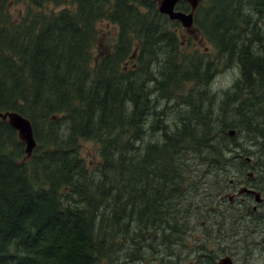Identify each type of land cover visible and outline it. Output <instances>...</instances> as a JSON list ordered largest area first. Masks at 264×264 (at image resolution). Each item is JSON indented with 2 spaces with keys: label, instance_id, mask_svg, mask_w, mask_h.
<instances>
[{
  "label": "trees",
  "instance_id": "1",
  "mask_svg": "<svg viewBox=\"0 0 264 264\" xmlns=\"http://www.w3.org/2000/svg\"><path fill=\"white\" fill-rule=\"evenodd\" d=\"M7 1L0 112L29 119L37 144L25 159L0 119V264H164L161 246L177 243V257L192 231L193 252L212 233L231 238L237 197L224 190L244 175L237 137L258 132L264 99V0H200L194 26L211 54L182 51L179 22L156 0H11L23 5L13 18ZM222 67L237 79L218 105L235 103L242 123L214 115L208 88Z\"/></svg>",
  "mask_w": 264,
  "mask_h": 264
},
{
  "label": "rangeland",
  "instance_id": "2",
  "mask_svg": "<svg viewBox=\"0 0 264 264\" xmlns=\"http://www.w3.org/2000/svg\"><path fill=\"white\" fill-rule=\"evenodd\" d=\"M6 14L7 17L13 18L18 11L23 10V5L20 3H13L11 0L6 2ZM264 22V17L262 19ZM183 28V27H182ZM180 27V29H182ZM182 33V51L184 46L186 49H198L200 52L205 54H211L212 49L209 44L205 41H202L200 36L186 35L184 30H181ZM187 33V32H186ZM189 34V33H187ZM135 52V51H134ZM133 52V53H134ZM218 64V63H217ZM131 65V64H128ZM219 65V64H218ZM233 68L222 67L218 73L211 80V85L208 88V92H212L215 95L218 93V96L214 98L212 101V107L214 115L218 114L221 111V107L223 110H227L229 114H233L231 119H227V121L231 122L236 120L237 122H243L245 116L244 112L239 113L238 106L235 103L227 104V105H218V100L222 99V92L230 89L237 79V71ZM189 87L190 84H185ZM205 90V89H204ZM234 90V89H233ZM264 90V89H263ZM260 91V90H259ZM259 94V92L257 93ZM206 98V95L203 94ZM262 100V101H261ZM264 99H260L256 101V108L258 112H260V117L256 123H258V132L249 130L247 134V130L244 125L241 128V132L237 137V140L240 144L238 149L239 153H242V160L240 161L239 166L244 168V171L252 170L253 176L252 178H247L242 175L238 179V183L235 187H227L224 192L234 193L240 185H250L254 187L256 190L260 192L262 197V202L257 204L253 196L241 195L237 197L236 201L232 203L230 206L232 212L229 213L231 220L235 222V226H233V230L236 231L231 238H223L222 241H218L215 238L214 233L211 234V241L206 242L205 251H200L197 249L196 252L192 251V247L194 246L195 240L194 238L200 236L196 231H192L190 234H193V241L189 243L187 246H183L181 250H177L179 252V256H175L172 249L175 250L177 243H173V245L169 244V248L164 245L161 246L163 255L165 258L164 264H198L200 261H204L206 259L212 260L214 259L215 263L219 259V257L223 255H232L234 264H264V181L262 183L260 177V170L258 169L257 162H261L264 159V148L262 144L264 143ZM220 108V110H219ZM240 108V107H239ZM158 111L162 110V107L158 105L156 108ZM234 113H238L237 116H234ZM254 124V123H253ZM81 148L84 156L89 159L91 158V162H96L97 159L94 155V144L92 141H84L81 140ZM264 145V144H263ZM244 150V151H243ZM244 157L250 158L249 162H247ZM93 162V163H94ZM99 162V161H98ZM231 173H236V169L231 168ZM231 175V174H230ZM233 176H229L227 180L232 179ZM234 179V178H233ZM219 197V196H218ZM227 203V202H226ZM231 204V203H230ZM253 205L257 206V209L253 211ZM245 209L247 211L245 212ZM244 214V215H243ZM202 236V235H201ZM206 237H204L205 239ZM166 242L169 241L168 238H165ZM203 239V241H204ZM202 241V242H203ZM213 241V242H212ZM202 244V243H201ZM224 249L227 253H218V254H210V252L215 251L217 249ZM199 254L201 257L199 260L196 255ZM154 257V256H153ZM148 258V257H147ZM147 258L144 264H163L158 263L157 261H147Z\"/></svg>",
  "mask_w": 264,
  "mask_h": 264
},
{
  "label": "water",
  "instance_id": "3",
  "mask_svg": "<svg viewBox=\"0 0 264 264\" xmlns=\"http://www.w3.org/2000/svg\"><path fill=\"white\" fill-rule=\"evenodd\" d=\"M158 11L168 16L169 20L178 21L185 31L189 34H194L196 28L194 27V11L197 4L200 0H184L190 4V10L188 12L176 9V4L180 0H156ZM0 119L7 121V123L15 129L17 133V138L19 141L23 142L25 145V159H28L32 154L34 147L37 142L33 134L32 125L29 119L22 116L16 111H4L0 112ZM233 130L229 131V134L232 135ZM246 160L249 158L246 157ZM252 175L251 171L246 172V176L250 177ZM243 193L252 194L254 200L259 202L261 201V196L259 191L248 188L246 186H241L235 193H227L224 195L229 202H232L235 196L241 195ZM217 264H233L230 256L225 255L218 259Z\"/></svg>",
  "mask_w": 264,
  "mask_h": 264
},
{
  "label": "flooded vegetation",
  "instance_id": "4",
  "mask_svg": "<svg viewBox=\"0 0 264 264\" xmlns=\"http://www.w3.org/2000/svg\"><path fill=\"white\" fill-rule=\"evenodd\" d=\"M3 1H4V0H0V7H1V4H3ZM248 196H249V195H248ZM255 208H256V207H255Z\"/></svg>",
  "mask_w": 264,
  "mask_h": 264
}]
</instances>
